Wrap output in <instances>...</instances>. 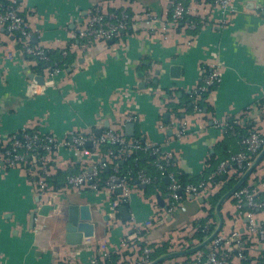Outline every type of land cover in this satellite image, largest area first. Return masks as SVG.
Instances as JSON below:
<instances>
[{"label": "crops", "instance_id": "obj_1", "mask_svg": "<svg viewBox=\"0 0 264 264\" xmlns=\"http://www.w3.org/2000/svg\"><path fill=\"white\" fill-rule=\"evenodd\" d=\"M17 2L33 32L31 42L45 51L48 65L66 61L67 67L53 83L38 84L29 78H45L38 63L22 55L12 37L3 33L0 151L7 143L6 137L24 128L52 135L59 141L72 130L95 136L121 130L128 138L159 144L164 153L172 155L175 168L195 183L210 168L240 151L241 136L252 130L264 136V0H230V22L223 28L217 23L224 15L208 0H187L186 19L177 26L170 23V0ZM92 6L108 12L126 10L132 22L120 41L86 52L78 47L76 35L79 23ZM149 13L157 19H148ZM190 19L198 20L196 30L189 27ZM216 63L221 66V81L206 93L204 110L197 113L189 109L192 91L200 82L202 69ZM175 67L176 74L172 71ZM128 116L133 119L126 121ZM227 118L241 120L237 137L224 135L214 123ZM128 122L133 123V128L128 129ZM181 122L187 123V132L178 137L176 127ZM106 147L87 145L86 152L59 148L50 162L47 182L56 177L58 184L68 185V178L84 165L103 161ZM149 157L142 154L136 168L155 181L133 185L127 203L116 209L112 206L116 193L96 194L69 186L55 190L53 197L46 194L39 200L33 185L42 174L40 168H8L0 159V264H89L95 257L110 263L113 255L117 264H133L141 245L134 240V224L150 223L143 231L144 243L151 247L164 245L167 253L199 243L193 238L196 224L203 220L206 224L216 223L209 216V198L218 194L225 182L215 183L208 195L187 197L175 210L167 212L168 183L156 168L155 158ZM231 174L232 171L228 173ZM245 185L264 197V159ZM67 202L89 204L98 222L109 216L105 235L84 239L79 246L66 245L63 236L54 242L46 224L51 223L56 206ZM123 207L127 208L126 220L119 212ZM37 211L41 221L31 229V216ZM220 213V236L226 238L235 229L245 231L246 217L236 214L232 198L223 203ZM254 219L264 229V210L256 211ZM123 241H127L125 246ZM246 251L252 264L264 261V234L252 238ZM193 258L194 254L161 264H199ZM229 264L244 261L233 258Z\"/></svg>", "mask_w": 264, "mask_h": 264}, {"label": "built area", "instance_id": "obj_2", "mask_svg": "<svg viewBox=\"0 0 264 264\" xmlns=\"http://www.w3.org/2000/svg\"><path fill=\"white\" fill-rule=\"evenodd\" d=\"M6 3L0 2V39L3 33L11 36L13 42L20 48V53L29 57L35 63L42 62L45 67L42 69L44 73V84L53 83L55 78L61 73L62 69L48 65V58L45 51L32 44L33 32L28 26L25 19L21 16L19 4L17 0H4ZM187 0H170L171 15L170 23L173 26L183 22L187 14ZM209 5L219 10L223 15V20H218V26L223 28L230 22L231 3L230 0H208ZM148 19L152 21L157 19L154 13L147 14ZM132 22V16L126 10L120 11H104L99 6H92L87 10L86 16L79 23L77 28L78 47L82 51H90L98 45H106L111 41H120L121 35L125 32ZM190 28L195 29L196 23H189ZM3 30V32H1ZM0 40V48H1ZM66 57V52L62 53ZM221 66L216 63L210 69H202L200 82L192 91L194 98V109L197 113L201 112V108L196 106L201 102L202 95L206 94L211 88L217 86L221 81ZM133 118L128 116L126 121ZM241 120L239 119H223L222 121H214L222 133L229 137H237L238 131L235 127H239ZM177 128V136L182 137L187 131V123L181 122ZM7 143L0 151V159L8 168L22 170L25 166L37 165L41 173L37 182L33 185L35 196L40 200L49 194L53 197L56 193L48 182L47 176L50 171V162L56 157L59 148H66L81 152H86V145L90 143L93 147L99 148L102 145L107 146L105 159L93 165H84L79 172L68 178L67 186L79 191H89L91 193L105 192L114 195L116 189L121 190V194L114 197L112 206L116 209L119 205L126 204L128 197L134 187L130 184L129 173L122 174L120 172L118 160H124L131 155L146 154L155 158V166L161 176L168 180V197L167 212L175 210L182 201V195L185 197L193 196L199 198L208 195L211 188L215 184L212 180L215 175L223 173H237L239 177L248 168L254 157L264 147V136L257 130L247 132V134L239 138L240 151L230 155L219 163L217 172L206 177L198 185H182L173 172L166 173L165 170L169 166H175L173 157L170 153H164L159 144L151 141L140 140L138 138H128L123 131L107 130L100 136L92 133L82 134L76 130L68 132L63 139L57 140L52 135H41L37 130L24 128L19 133H15L6 137ZM109 171L108 176H104L103 172ZM137 185H149L155 181L146 175L138 172L135 175ZM136 186V184H135ZM48 198V201L50 200ZM236 214L240 217L244 215L248 222L245 231L233 230L228 237H222L219 234L208 245V249L203 252L194 254L193 261L199 264H229L233 258L246 260L244 252L249 248H245L252 238L262 236L264 229L258 227L255 222V212L264 210V197H261L255 189L249 187H241L232 196ZM245 207V208H244ZM41 221V215L34 213V223L38 225ZM208 225V224H207ZM151 226L150 223L144 226L135 225L132 228L135 231L134 240L143 243L140 248V255L133 264H148L151 260L149 255L153 249L146 245L143 241V231ZM129 238H125V240ZM127 241H123L122 245H126ZM188 249V245L185 249ZM107 252L103 254L106 256ZM100 258H93L89 264H101ZM252 264V263H251ZM258 264V263H253Z\"/></svg>", "mask_w": 264, "mask_h": 264}, {"label": "water", "instance_id": "obj_3", "mask_svg": "<svg viewBox=\"0 0 264 264\" xmlns=\"http://www.w3.org/2000/svg\"><path fill=\"white\" fill-rule=\"evenodd\" d=\"M3 32V30H1ZM177 67L173 68L172 71H175L174 74L177 73ZM30 79H34L38 84L44 85V79L42 77H34L33 75L29 76ZM126 126L133 128V123L128 122ZM100 136L101 134H97ZM87 145H91L88 143ZM86 145V146H87ZM264 159V147L262 150L254 157L248 168L244 171V173L239 177L238 181L218 200L215 205V218L216 223L213 230L199 243L196 245L183 250V251H174L168 252L155 260L150 261L148 264H161L164 261L185 257L189 255L196 254L197 252L208 249V245L215 239V237L220 233L222 228V216L220 213L221 207L223 203L232 198L233 194L243 187L249 176L254 172L256 167L262 162ZM166 183H168L167 179H164ZM115 193L117 195L121 194L120 189H116ZM193 198V196H190ZM120 214L123 217V220L127 218L124 217L127 213V208L123 207L119 209ZM109 216L102 217V221L98 222L95 220V216L92 213L91 206L89 204H75V203H64L57 205L54 214L52 217L51 223L46 227H49L51 230V237L54 242L60 241V236H63L64 242L68 246H79L81 245L84 239H89L93 237L101 238L105 235ZM248 222V219L245 220ZM32 228L34 223V213L31 216Z\"/></svg>", "mask_w": 264, "mask_h": 264}, {"label": "trees", "instance_id": "obj_4", "mask_svg": "<svg viewBox=\"0 0 264 264\" xmlns=\"http://www.w3.org/2000/svg\"><path fill=\"white\" fill-rule=\"evenodd\" d=\"M0 2H3V3H6L4 0H0ZM186 19V16L183 20V22L185 21ZM196 23L197 26L195 28V30L198 28V26H200V24L198 23V20H192L190 19V22L189 23ZM65 62V63H64ZM45 65L47 64H44L42 62H38V65L37 68L39 70L43 69L45 67ZM57 66L61 69L63 68H66L67 67V64H66V61H61L59 63H57ZM206 94H203L202 95V101L203 99L205 98ZM193 101H194V98L193 96H191V107L189 109H194V104H193ZM199 102L196 104V106L198 108H201L202 110H204V104L203 102ZM235 129L237 130V127H235ZM238 131V130H237ZM239 134V132H238ZM107 148V147H106ZM142 153H139V154H135V155H131L130 157L124 159V160H118L117 161V164L119 165V168H120V172L122 174H126V173H129V178H130V184L132 185H135L136 184V179H135V175L137 174V164L138 162L140 161V157H141ZM150 156L149 158L152 159V156L151 155H148ZM173 162V161H172ZM155 163H156V160H155ZM217 167L216 166L215 168L212 167L210 168L206 174H204V176L198 180L197 182L195 183H192V182H189V180L187 179V177L182 173L180 172L178 169L175 168V166H169L166 168L165 172L168 173V172H173L178 181L182 184V185H187V184H192V185H198L201 181H203L206 177L212 175V174H215L216 171H217ZM136 168V169H135ZM109 171H104L103 172V175L106 177L109 175ZM239 179V175L237 173L235 174H231L230 176L228 175V173H223V174H220V175H215L213 177V182L214 183H218V182H225L223 184V188L221 189V191L218 193V194H215L213 196H211L209 198V203H210V215L209 216H212L213 218H215V205L216 203L218 202V200L221 198L222 195H224ZM57 178L56 177H53L49 180V185H52L53 186V190H58L60 188H62L64 186V183H61V184H58L57 183ZM243 187H246V185L244 184ZM187 197H185L184 195H182V200H185ZM245 208V207H244ZM216 220V218H215ZM215 227V223L214 224H206V222L203 220V221H200L199 223L196 224V233L194 234L193 238L196 239L198 242H201L212 230L213 228ZM140 248L144 245L143 243H140ZM250 246V243H247L245 245V248H248ZM151 247V246H150ZM191 246H189L188 248H190ZM153 249L152 253L149 255V259L152 261V260H155L156 258L164 255L167 253V249L166 247L163 246H160V247H151ZM201 252L205 253V250L203 249ZM246 252H244V254L246 255ZM117 261V257H115L114 255L112 256V259H111V262L109 263L108 261H102L101 264H117L116 263ZM258 264H264V261H258L257 262ZM120 264H124V263H120ZM244 264H251V261L250 259L247 258L246 256V260H244Z\"/></svg>", "mask_w": 264, "mask_h": 264}]
</instances>
